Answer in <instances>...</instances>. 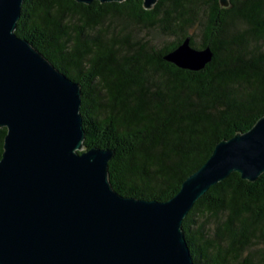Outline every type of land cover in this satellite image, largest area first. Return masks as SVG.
Segmentation results:
<instances>
[{"label": "trees", "instance_id": "trees-1", "mask_svg": "<svg viewBox=\"0 0 264 264\" xmlns=\"http://www.w3.org/2000/svg\"><path fill=\"white\" fill-rule=\"evenodd\" d=\"M15 34L81 86L84 146L114 152L108 179L123 197L169 201L264 117V0H24ZM187 37L213 52L200 71L164 60ZM182 231L194 264H264V173L212 186Z\"/></svg>", "mask_w": 264, "mask_h": 264}, {"label": "water", "instance_id": "water-1", "mask_svg": "<svg viewBox=\"0 0 264 264\" xmlns=\"http://www.w3.org/2000/svg\"><path fill=\"white\" fill-rule=\"evenodd\" d=\"M23 2L0 0V264H194L182 222L232 173L248 182L264 173V117L219 142L169 201L123 197L108 179L114 152L84 146L81 86L15 34ZM213 56L187 37L164 60L200 71Z\"/></svg>", "mask_w": 264, "mask_h": 264}]
</instances>
